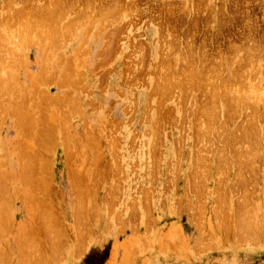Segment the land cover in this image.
Wrapping results in <instances>:
<instances>
[{"label": "rangeland", "instance_id": "obj_1", "mask_svg": "<svg viewBox=\"0 0 264 264\" xmlns=\"http://www.w3.org/2000/svg\"><path fill=\"white\" fill-rule=\"evenodd\" d=\"M0 26V264H264V0H0Z\"/></svg>", "mask_w": 264, "mask_h": 264}, {"label": "bare ground", "instance_id": "obj_2", "mask_svg": "<svg viewBox=\"0 0 264 264\" xmlns=\"http://www.w3.org/2000/svg\"><path fill=\"white\" fill-rule=\"evenodd\" d=\"M51 6H52V5H51ZM87 6H89V5H87ZM8 7H9V6H8ZM54 7H56V6H54ZM61 7H62V6H61ZM48 8H49V7H48ZM51 8H52V7H51ZM53 9H54V12H55V8H53ZM107 9H108V8H107ZM109 10H110V9H109ZM61 11H62V10H61ZM79 11H80V10H79ZM81 11H82V10H81ZM50 14H51V13H50ZM87 14H88V13H87ZM87 14H86V15H87ZM63 15H64V14H63ZM25 16H26V15H25ZM57 16H59V15H57ZM64 16H65V15H64ZM72 16H73V15H72ZM59 17H62V16H59ZM65 17H66V16H65ZM100 17H101V16H100ZM21 18H22V17H21ZM22 19H24V18H22ZM22 19H21V21H22ZM28 19H29V18L27 17L26 22L24 21V22H25V26H27V28H29V26H30V28H31V27H32V26L30 25L31 23H29L30 19H29V21H28ZM31 19H32V18H31ZM57 19H58V18H57ZM57 19H56V20H57ZM68 19H69V18H68ZM68 19H67V20H68ZM13 20H14V19H13ZM17 20H18V18H17ZM60 20H61V19H60ZM6 21H7V20H6ZM21 21L19 20V22H21ZM27 21H28L29 25H26ZM34 21H35V20H34ZM42 21H43V20H42ZM94 21H95V20H94ZM31 22L34 23L33 21H31ZM37 22H38V21H37ZM47 22H50V21L47 20L46 23H47ZM51 22H52V21H51ZM59 22H60V21H59ZM59 22H58V23H59ZM6 23H7V22H6ZM10 23H11V21H10ZM17 23H18V22H17ZM17 23H15V24H17ZM22 23H23V21H22L21 23H19V24H22ZM28 23H27V24H28ZM41 23H42V22H41ZM46 23L44 24L45 26H47ZM54 23H56V22L54 21ZM2 24H3V23H2ZM4 24H5V23H4ZM59 24H60V23H59ZM75 24H77V23H75ZM8 25H9V24H8ZM8 25L5 24V26H7V27H11V25H10V26H8ZM33 25H35V23H34ZM56 25H57V24H56ZM61 25H62V24H61ZM63 25H64V24H63ZM66 25H67V24H66ZM66 25H65V26H66ZM68 25L70 26V24H68ZM72 25H73V24H72ZM72 25H71V26H72ZM16 26H18V25H16ZM22 26L25 27L23 24H22ZM65 26H64V27H65ZM69 26H68V27H69ZM71 26H70V28H71ZM0 27H1V26H0ZM2 27H3V26H2ZM19 27H20V26H19ZM33 27H34V26H33ZM33 27H32V28H33ZM39 27H40V26H39ZM52 27H53V26H52ZM52 27L50 26V28H52ZM54 27H55V25H54ZM54 27H53V29H54ZM66 27H67V26H66ZM66 27H65V28H66ZM89 27H90V26H89ZM5 28H6V27H5ZM13 28H15V26H14ZM32 28H31L30 33H32L33 31H36V30L38 29V28L35 26V28H37V29H35V30L33 29V31H32ZM42 28H43V26H42ZM72 28H73V27H72ZM74 28H75V27H74ZM1 29H2V28H1ZM10 29H11V28H10ZM44 29H45V31H43L42 34L40 33L41 31H40V32H34V34H35V33H38V35L41 34V36L44 34V36H45V35L47 34L46 29H48V31H50V29H49V27H48V28L45 27V28H43V30H44ZM58 29H60V28L58 27ZM62 29L64 30L63 27H62ZM14 30H15V29H14ZM25 30L27 31V32L25 31V32L27 33V34H26L27 37H29V36L31 37L32 34H31V35L28 34V33H29L28 31H29L30 29H29V30H28V29H25ZM41 30H42V29H41ZM70 30H71V29H70ZM70 30H69V31H70ZM72 30L74 31V29H72ZM9 31H10V30H9ZM20 31H21V30H20ZM37 31H39V30H37ZM54 31H55V32H54ZM54 31L51 30L50 32H54V33H56V32L59 31L58 33H60V32H61V29H60V30H56V28H55ZM67 31H68V30H67ZM69 31H68V33H69ZM73 31H72V33H73ZM5 32H7V31H5ZM44 32H45L46 34H45ZM70 32H71V31H70ZM0 33H2V32L0 31ZM14 33H15V32H14ZM14 33H13V35H14ZM58 33H56V35H57ZM65 33H66V30H65ZM89 33H90V32H89ZM3 34H5V37H4V35H2V36H3L4 38H6V43H7V41H8L7 39L9 38V33H7L8 36H6V33H3ZM52 34H53V33H52ZM60 34H61V33H60ZM70 34H71V33H70ZM17 35H18V34H17ZM28 35H29V36H28ZM36 35H37V34H35V36H36ZM48 35H49V34H47V36H48ZM50 35H51V33H50ZM50 35H49V36H50ZM53 35H54V34H53ZM56 35H54V37H55ZM62 35H63V32H62ZM67 35H68V34H67ZM67 35H66V36H67ZM0 36H1V35H0ZM2 36H1V37H2ZM49 36L47 37V39H49V40L52 39V38H50V37H53V36H52V35H51L50 37H49ZM66 36H65V37H66ZM1 37H0V38H1ZM7 37H8V38H7ZM10 37H11V35H10ZM15 37H16V36H14V38H15ZM33 37H34V36H33ZM36 37L38 38V36H36ZM42 37H43V36H42ZM56 37H57V38H55V40L57 39L56 41L58 42V44L60 43V40H62V39L64 38L63 36H61V37H63V38L60 39L61 37H60L59 35L56 36ZM72 37H73V36H72ZM18 38H19V36H18ZM40 38H41V37H40ZM67 38H69V36H68ZM70 38H71V36H70ZM2 39H3V38H2ZM21 39H22V38H21ZM28 39H29V38H28ZM59 39H60V40H59ZM106 39H107V38H106ZM4 40H5V39H4ZM9 40H11V41H8V42H12V39H9ZM17 40H18V39H17ZM25 40L27 41V38H26ZM25 40H24V41H25ZM30 40H33V38H31ZM34 40H35V39H34ZM38 40H39V38H38ZM44 40H45V39H43V40L40 39V41H42V43H40V41H39V44H43ZM55 40L53 39V40H50V41H54V45H55V44L57 45V42L55 43ZM58 40H59V41H58ZM64 40H65V39H63V42H64ZM71 40H72V38H71ZM22 41H23V40H22ZM22 41H21V42H22ZM24 41H23L22 43H24ZM26 41H25V42H26ZM65 41H67V40H65ZM13 42H14V40H13ZM15 42H16V40H15ZM29 42H30V41H29ZM31 42H32V41H31ZM36 42H37V39H36L35 43H36ZM45 42H46V41H45ZM45 42H44V44H45ZM1 43L4 44V41H2ZM6 43H5V44H6ZM22 43H20V44H22ZM46 43L48 44V41H47ZM66 43H67V42H66ZM25 44H27V43H25ZM37 44H38V43H37ZM16 45H19V43H18V44L16 43ZM48 45H50V44H48ZM48 45H46V46H44V47H46V49H47V48H48V47H47ZM52 45H53V42H52ZM60 45H62V44H60ZM38 46H39V45H38ZM58 46H59V45H58ZM58 46H57V48H58ZM81 46H82V45H81ZM5 47H6V46H5ZM8 47H9V46H7V48H8ZM13 48H14V46H13ZM39 48H40V47H39ZM49 48H51V45H50ZM54 48H55V46H54ZM60 48H61V47H60ZM46 49H45V51H47ZM7 50H9V49H7ZM7 50H6L5 52H3V53H6ZM11 50H12V49H11ZM13 50H14V52H15L16 49L14 48ZM50 50H52V49H50ZM50 50H49V51H50ZM53 50H54V49H53ZM78 50H80V48H78ZM83 50H85V49H83ZM86 50H87V49H86ZM108 50H109V49H108ZM9 52H10V50H9ZM54 52H55V50H54ZM43 53H44V55L46 54V52H44V51H43ZM48 53H51V52H48ZM48 53H47V55H48ZM55 53H56V52H55ZM60 53H61V52H60ZM80 53H81V52H80ZM14 54H15V53H14ZM58 54H59V53H57V55H58ZM84 54H85V52H84ZM1 55H3V56H2L3 58H0V59H4V56H5V55L7 56V59H9V58H10L9 55H12V51H11V54L8 53V55H7V53H6V54H2V52H1ZM15 55H16V54H15ZM42 55H43V54H42ZM53 55H54V54H53ZM6 56H5V59H6ZM25 56H26V55H25ZM48 56H49V55H48ZM59 56H60V54H59ZM11 57H12V58H10V60H11V59H12V60L15 59V58H13L14 56H11ZM43 57H44V56H43ZM69 57H70V56H69ZM99 57H100V56H99ZM44 58H45V60L47 59L46 55H45ZM44 58H43V59H44ZM182 58H183V57H182ZM7 59H6V61H8ZM22 59H23V58H22ZM43 59H42V61H43ZM58 59H59V61H60V58H58ZM183 59H184V58H183ZM12 60H11V61H12ZM48 60H49V59H48ZM62 60H63V59H62ZM105 60H106V59H105ZM11 61L9 62L10 64H12ZM17 61H18V60H17ZM176 61H177V60H176ZM3 62H5V60H4ZM61 62H62V61H61ZM0 63H1V62H0ZM5 63H6V62H5ZM5 63H4V64L1 63V64L4 66V65H6ZM42 63H43V62H42ZM62 63H63V62H62ZM62 63H61V64H62ZM67 63H68V62H67ZM67 63H66V65H67ZM26 64H28V63H26ZM43 64H44V63H43ZM43 64H42V65H43ZM2 65H1V66H2ZM68 65H69V64H68ZM175 65H176V64H175ZM3 66H2V68H3ZM6 66L8 67V65H6ZM12 66H13V65H12ZM43 66H44V65H43ZM176 66H177V65H176ZM203 66H204V65H203ZM40 67H41V66H40ZM54 67H55V66H54ZM67 67H68V66H67ZM9 68H11V66H10ZM44 68H46V67H44ZM44 68H41V69L43 70ZM49 68H50V67H49ZM64 68H65V67H64ZM0 69H1V67H0ZM6 69H7V68H6ZM160 69H161V68H160ZM196 69H197V68H196ZM199 69H200V68H199ZM9 70H10V69H9ZM17 70H18V69H17ZM65 70H66V69H65ZM6 71H7V70H5V73H7ZM43 71H44V70H43ZM68 71H69V70H68ZM192 71H193V70H192ZM9 72L11 73V71H9ZM9 72H8V74H9ZM79 72H80V71H79ZM161 72H162V71H161ZM48 73H49V72H48ZM65 73H66V72H65ZM68 73H70V72H68ZM72 73H73V72H72ZM49 74H51V73H49ZM55 74H56V73H55ZM62 74H63V72H62ZM195 74H196V73H195ZM195 74L190 72L189 75L187 74L186 76H188L189 80H192V78H194ZM230 74H231V73H230ZM11 75H12V74H11ZM11 75H10V74H9L8 76L6 75V76H7V79H6V80H8L9 83H10L11 81H9L8 78H10ZM15 75H16V74H15ZM46 75H47V73H46ZM63 75H64V74H63ZM67 75H69V74H67ZM67 75H66V76H67ZM70 75H71V74H70ZM72 75H73V74H72ZM89 75H90V74H89ZM200 75H201V74H200ZM1 76H2V75H1ZM9 76H10V77H9ZM12 76H13V75H12ZM48 76H49V75H48ZM48 76H47V77H48ZM75 76H76V75H75ZM197 76H198V75H197ZM228 76H229V75H228ZM41 77H42V76H41ZM43 77H44V76H43ZM51 77H52V76H51ZM76 77H78V75H77ZM172 77H173V76H172ZM172 77H171V78H172ZM14 78H15V76H14ZM16 78H17V77H16ZM74 78H75V77H74ZM74 78H73V79H74ZM161 78H162V77H161ZM171 78H170V79H171ZM188 78H187V79H188ZM1 79H3V78H1ZM1 79H0V82H1L0 85L3 83L2 81L5 80V79H3V80L1 81ZM11 79H13V77H11ZM36 79H37V78H36ZM66 79H68V78H66ZM70 79H71V78H70ZM170 79L167 80V81L169 82ZM173 79H174V78H173ZM229 79H230V78H229ZM234 79H235V78H234ZM18 80H19V79H18ZM71 80H72V79H71ZM74 80H75V79H74ZM74 80H72V82H73ZM77 80H78V78H77ZM80 80H81V78H80ZM193 80H194V79H193ZM15 81H16V79H15ZM46 81H47V80H46ZM69 81H70V80H68V83H70ZM195 81H196V80H195ZM12 82H13V80H12ZM17 82H18V84H19V81H17ZM72 82H71V84H72ZM80 82H82V81H80ZM158 82H160V81H158ZM170 82H171V81H170ZM177 82H178V80H177ZM187 82H188V81H187ZM9 83H7L8 86H7L6 88H9V87H10V86H9ZM40 83H41V82H40ZM74 83H75V81H74ZM74 83H73V84H74ZM178 83H179V82H178ZM13 84H14V83H13ZM18 84H17V85H18ZM21 84H22V83H21ZM73 84H72V85H73ZM76 84H77V83H76ZM171 84H172V83H171ZM171 84H170V86H171ZM10 85H12V84H10ZM62 85H64V84H62ZM173 85H174V84H173ZM180 85H181V84H180ZM2 86H3V85H2ZM21 86H23V85H20V87H21ZM188 86H189V85H188ZM12 87L14 88L15 86L12 85ZM20 87L18 86V88H20ZM23 87H24V86H23ZM23 87H21V88H23ZM25 87H26V86H25ZM32 87H33V86H32ZM173 87H174V86H173ZM177 87H178V86H177ZM18 88H14V91H16V89H17L18 92H19V90H20L21 88H20V89H18ZM65 88H66V87H65ZM164 88H165V86H164ZM188 88H189V87H188ZM188 88H187V89H188ZM207 88H208V87H207ZM10 89H11V87L9 88L8 91H12V89H11V90H10ZM40 89H41V88H40ZM76 89H77V88H76ZM160 89H161V88H160ZM238 89H239V88H238ZM241 89H242V88H241ZM0 90H1V89H0ZM21 90H22V89H21ZM34 90H36V89H34ZM82 90H83V89H82ZM167 90H168V89H167ZM170 90H171V89H170ZM189 90H190V89H189ZM1 91H3V92H2L3 94H6V93H5V90H1ZM23 91H24V89L22 90V92H23ZM29 91H30V90H29ZM42 91H43V90H42ZM154 91H155V90H154ZM154 91H153V92H154ZM16 92H17V91H16ZM18 92H17V94H18V96H19L20 94H19ZM25 92H26V91H25ZM32 92H33V91H32ZM34 92H35V91H34ZM36 92H37V91H36ZM163 92H164V91H163ZM202 92H203V90H202ZM214 92H217V91H214ZM233 92H234V90H233ZM243 92H244V91H243ZM12 93H14V92H12ZM26 93H27V92H26ZM26 93H25V94H24V92L21 93L22 98H25L24 95H27V97L29 96V94H26ZM203 93H204V92H203ZM223 93H225V92H223ZM161 94H162V93H161ZM168 94H169V93H168ZM211 94H212V93H211ZM0 95H2V94H0ZM13 95H15V94H13ZM157 95H158V94H157ZM164 95H165V94H164ZM164 95H163V96H164ZM185 95H186V94H185ZM218 95H219V94H218ZM220 95H221V94H220ZM7 96H8V95H7ZM18 96H17V97H18ZM23 96H24V97H23ZM47 96H48V95H47ZM57 96H58V95H57ZM161 96H162V95H161ZM192 96H193V95H192ZM1 97H2V96H1ZM8 97H9V96H8ZM40 97H41V96H40ZM58 97H59V96H58ZM213 97H214V96H213ZM218 97H219V96H218ZM224 97H225V96H224ZM4 98H7V97H4ZM13 98H14V97H13ZM20 98H21V96H20ZM20 98H19V99H20ZM64 98H65V97H64ZM169 98H170V96H169ZM195 98H196V97H195ZM201 98H202V97H201ZM219 98H220V97H219ZM19 99H18V102H17V100H16L17 103L23 102V100H20V102H19ZM69 99H70V98H69ZM212 99H214V98H212ZM248 99H249V98H248ZM1 100H2V99H1ZM32 100H33V99H32ZM32 100H28V101H32ZM50 100H51V99H49V102L52 101V100H51V101H50ZM56 100H57V99H56ZM61 100L63 101V99H61ZM75 100H76V99H75ZM184 100H185V99H184ZM219 100H220V99H219ZM255 100H256V99H255ZM28 101L25 102V104H26V103H29ZM53 101H54V100H53ZM65 101H66L65 103L67 104V102L70 101V100H65ZM73 101H74V100H73ZM200 101H201V100H200ZM262 101H264V100H262ZM16 102H15V103H16ZM58 102H59V98H58ZM60 102H61V101H60ZM74 102H75V101H74ZM214 102H215V101H214ZM245 102H246V101H245ZM62 103H64V101H63ZM75 103H76V102H75ZM75 103H74V105H76ZM78 103H79V101H78ZM203 103H204V102H203ZM221 103H222V102H221ZM228 103H229V102H228ZM236 103H237V102H236ZM236 103H235L234 105H236ZM12 104H13V103H12ZM21 104H22V103H21ZM66 104H65V105H66ZM237 104H238V103H237ZM0 105L3 106L2 104H0ZM13 105H14V104H13ZM29 105H30V104H29ZM53 105H54V104H53ZM78 105H79V104H78ZM218 105H219V103H218ZM5 106H6V104H5ZM22 106H23V105H22ZM22 106H21V108H22ZM30 106H31V105H30ZM30 106H27L26 108H28V107L30 108ZM208 106H209V105H208ZM14 107H15V109H17L16 106H14ZM75 107H76V106H75ZM206 107H207V106H206ZM3 108H4V107H3ZM3 108H1V109H3ZM6 108H7V107H6ZM39 108H40V106H39ZM68 108H69V107H68ZM202 108H203V107H202ZM210 108H212V107H210ZM233 108H234V107H233ZM7 109H8V108H7ZM77 109H78V108H77ZM213 109H214V108H213ZM213 109H212V110H213ZM215 109H216V108H215ZM236 109H237V108H236ZM4 110H5V109H4ZM26 110H27V109H26ZM70 110H71V109H70ZM74 110H75V109H74ZM79 110H80V107H79ZM91 110H92V109H91ZM203 110H204V108H203ZM206 110H207V109H206ZM208 110H209V109H208ZM219 110H220V109H219ZM21 111H22V110H21ZM23 111H24V110H23ZM28 111H29V110H28ZM28 111H26V112H28ZM30 111L32 112V110H30ZM71 111H72V110H71ZM75 111H76V110H75ZM196 111H197V110H196ZM199 111H200V110H199ZM213 111H214V110H213ZM216 111H217V109H216ZM76 112H77V111H76ZM210 112H211V111H210ZM3 113H4V111H3ZM5 113H6V112H5ZM32 113H33V112H32ZM78 113H79V111H78ZM202 113H204V112H202ZM205 113H206V111H205ZM207 113H208V112H207ZM217 113H218V112H217ZM217 113H216V114H217ZM19 114H20V113H19ZM26 114H27V113H26ZM28 114H29V113H28ZM28 114H27V115H28ZM76 114H77V113H76ZM209 114H210V113H209ZM0 115H1V114H0ZM3 115H4V114H3ZM17 115H18V114H17ZM27 115H26V116H27ZM38 115H39V114H38ZM204 115H205V114H204ZM212 115H214V114H212ZM212 115H211V117H212ZM1 116H2V115H1ZM29 116H30V115H29ZM62 116H63V115H62ZM20 117H21V116H20ZM79 117H80V115H79ZM207 117H208V116H207ZM211 117H210V118H211ZM30 118H31V117H30ZM32 118H33V117H32ZM44 119H45V118H44ZM69 119H70V118H69ZM171 119H172V118H171ZM29 120H30V119H29ZM155 120H156V119H155ZM188 120H189V119H188ZM222 120H223V119H222ZM64 121H65V120H64ZM64 121H63V122H64ZM196 121H198V120H196ZM220 121H221V120H220ZM29 122H30V121H29ZM45 122H46V121H45ZM69 122H70V120H69ZM18 123H19V122H18ZM67 123H68V122H67ZM196 123H197V122H196ZM211 123H212V122H211ZM62 124H63V123H62ZM213 124H214V123H213ZM199 125H202V122H201V124H199ZM199 125H198L197 127H199ZM217 125H218V123H217ZM220 125H221V124H220ZM17 126H18V125H17ZM64 126H65V124H64ZM209 126H210V125H209ZM18 127H20V126H18ZM22 127H23V125H22ZM55 127H56V126H55ZM62 127H63V125H62ZM66 127H67V126H66ZM66 127H65V128H66ZM52 128H54L53 125H52ZM56 128H57V127H56ZM59 128H60V127H59ZM65 128H64V129H65ZM205 128H206V127H205ZM220 128H221V127H220ZM227 128H228V127H227ZM229 128H230V127H229ZM255 128H256V127H255ZM257 128H258V127H257ZM33 129H34V128H33ZM62 129H63V128H62ZM199 129H201V128H199ZM49 130H51V129H49ZM53 130H54V129H53ZM206 130H207V129H206ZM210 130H211V129H210ZM249 130H250V129H249ZM251 130H252V129H251ZM255 130H256V129H255ZM258 130H259V129H258ZM63 131H64V130H63ZM60 132H61V131H60ZM203 132H204V131H203ZM215 132H216V131H215ZM256 132H258V131L256 130ZM256 132H255V133H256ZM259 132H260V131H259ZM56 133H57V132H56ZM56 133H55V134H56ZM217 133H218V132H217ZM220 133H221V132H220ZM223 133H224V132H223ZM226 133H227V132H226ZM60 134H61V133H60ZM253 134H254V132H253ZM25 135H26V134H25ZM221 135H222V134H221ZM250 135H251V134H250ZM250 135H249V136H250ZM254 135H256V134H254ZM56 136H57V135H56ZM222 136H223V135H222ZM228 136H229V135H228ZM260 136H261V135H260ZM262 136H263V134H262ZM46 137H47V136H46ZM57 137H58V136H57ZM216 137H217V136H216ZM245 137H246V136H245ZM252 137H253V136H252ZM210 138H211V137H210ZM227 138H228V137H227ZM261 138H262V137H261ZM201 140H202V139H201ZM201 140H200V142H201ZM221 141H222V140H221ZM259 141H260V140H259ZM208 142H209V140H208ZM246 142H247V141H246ZM246 142H245V143H246ZM254 142H255V141H254ZM17 143H18V142H17ZM17 143H16V144H17ZM259 143H260V142H259ZM52 144H53V143H52ZM235 144H236V143H235ZM260 144H261V143H260ZM8 145H9V144H8ZM19 145H20V143H19ZM222 145H223V144H222ZM251 145H252V144H251ZM254 145H255V144H254ZM256 145H257V144H256ZM17 146H18V144H17ZM20 146H21V145H20ZM24 146H25V145H24ZM48 146H49V145H48ZM114 146H115V145H114ZM247 146H248V145H247ZM199 147H200V146H199ZM222 147H223V146H222ZM19 148H20V147H19ZM219 148H220V147H219ZM250 148H251V147H250ZM20 149H21V148H20ZM248 150H249V148H248ZM64 152H65V151H64ZM202 152H203V151H202ZM249 152H250V151H249ZM254 154H255V153H254ZM30 155H31V153H30ZM248 155H249V154H248ZM24 156H25V155H24ZM195 156H196V155H195ZM205 156H206V155H205ZM36 157H37V156H36ZM38 157H39V156H38ZM25 158H27V157L25 156ZM39 158H40V157H39ZM238 158H239V157H238ZM27 159H28V158H27ZM27 159L24 160V161H27ZM198 159H199V158H198ZM204 159H206V158H204ZM208 159H209V158H208ZM19 160H20V159H19ZM32 160H33V159H32ZM38 160H39V159H38ZM41 160H42V159H41ZM41 160H40V161H41ZM194 160H195V159H194ZM205 161H206V160H205ZM209 161H210V160H209ZM250 161H251V160H250ZM0 162H1V161H0ZM29 162H30V160L28 159V161H27L26 163H29ZM42 162H43V161H42ZM42 162H41V163H42ZM24 163H25V162H24ZM24 163H23V165L25 166V170H26V167H28L29 164H26V163H25V164H26V165H25ZM46 163H47V162H46ZM152 163H153V162H152ZM30 164H31V163H30ZM43 164H44V163H43ZM43 164H42V165H43ZM23 165H22V166H23ZM38 165H39V163H38ZM208 165H209V164H208ZM229 165H230V164H229ZM29 166H30V165H29ZM31 166H33V165H31ZM46 166H47V165H46ZM21 168L23 169L24 167H21ZM30 168H31V167H29V169H30ZM33 168H35V166H34ZM25 170L23 169V171H24V172L22 173V176H23V177L26 176V175L29 176L28 173L31 172V171H29V170L27 169L28 173H26ZM30 170H33V169H30ZM39 170H40V169H39ZM203 170H204V169H203ZM237 170H238V169H237ZM33 171H34V170H33ZM33 171H32L31 173H33ZM40 172H42V170H41ZM43 173H44V172H43ZM23 174H26V175H23ZM34 174H35V173H34ZM37 175H38V174H37ZM40 175H41V174H40ZM27 176H26V177H27ZM30 176H31V174H30ZM32 176H33V175H32ZM42 176H43V175H42ZM27 178H29V177H27ZM31 178H32V177H31ZM34 178L37 179V177L33 176V179H34ZM39 178H40V177H39ZM24 179H25V177L23 178V180H24ZM40 179H41V178H40ZM44 179H45V178H44ZM29 180H30V178H29ZM38 180H39V179H38ZM24 181L26 182V181H28V179H27V180L25 179ZM30 181L33 182L32 179H31ZM40 181H42V183H43V179H41ZM22 182H23V181H22ZM46 182H47V180H46ZM24 184H25V183H24ZM26 184H27V182H26ZM28 184H29V183H28ZM28 184H27V185H28ZM31 184H32V183H31ZM31 184H29V185H31ZM35 184H36V183H35ZM35 184H34V185H35ZM41 186H42V184H41ZM29 187H30V186H29ZM36 187H37V185H36ZM39 187H40V186H39ZM43 187H44V186H43ZM31 188H32V187H31ZM31 188H30V189H31ZM41 188H42V187H41ZM33 190H34V189H33ZM38 191H39V190H38ZM42 191H43V190H42ZM44 191H45V190H44ZM77 193H78V192H77ZM43 195H44V194H43ZM47 197H48V196H47ZM219 200H220V199H219ZM245 202H246V201H245ZM41 203H44V202H41ZM45 208H46V207H45ZM45 208H44V209H45ZM47 209H48V208H47ZM50 209H51V208H50ZM50 209H49V211H50ZM243 209H244V208H243ZM243 209H242V210H243ZM44 212H45V210H44ZM85 213H86V212H85ZM240 213H241V212H240ZM40 215H41V214H40ZM241 215H242V214H241ZM12 216H13V215H12ZM46 216H47V215H46ZM245 216H246V214H245ZM13 217H14V216H13ZM43 219L45 220L44 217H43ZM46 220H47V219H46ZM48 221H49V218H48ZM50 221H51V220H50ZM78 222H79V221H78ZM244 222H245V220H244ZM253 222H254V221H253ZM253 222H252V223H253ZM44 223H46V221H45ZM242 223H243V221H242ZM242 223H241V225H242ZM252 223H251V224H252ZM254 223H255V222H254ZM54 224H55V223H54ZM247 224H248V223H246V227H247ZM43 225H44V224H43ZM46 225L48 226V225H50V224H48V222H47ZM46 225H45V226H46ZM81 225H82V224H81ZM252 225H253V224H252ZM248 226H249V225H248ZM243 227H245V226L243 225ZM246 227H245V228H246ZM254 227L256 228V226H254ZM45 228H47V227H45ZM54 228H55V227H54ZM241 229H242V228H241ZM253 229H254V228H253ZM11 230H12V229H11ZM30 230H31V229H30ZM246 230H247V229H246ZM29 232H30V231H29ZM48 232H49V230H48ZM240 232H241V230H240ZM242 232H244V231H242ZM246 232H247V231H246ZM246 232H245V233H246ZM238 233H239V232H238ZM247 233H248V232H247ZM263 233H264V232H263ZM52 234H53V233H52ZM78 234H79V233H78ZM239 234H240V233H239ZM46 235H47V234H46ZM48 235H49V234H48ZM48 235H47V236H48ZM235 235H236V234H235ZM254 235H255V234H254ZM225 236H227V235H225ZM225 236H224V237H225ZM244 236H245V235H244ZM34 238H35V237H34ZM50 238H51V237H50ZM246 238H247V237H245V239H246ZM8 239H9V238H8ZM58 239H59V238H58ZM225 239H227V237H226ZM251 239H252V238H251ZM253 239H254V237H253ZM253 239H252V240H253ZM255 239H256V237H255ZM2 240H3V239H2ZM50 240L52 241V239H50ZM53 240H54V238H53ZM86 240H87V239H86ZM248 240H250V238H248ZM256 240H257V239H256ZM23 241H24V240H23ZM23 241H21V242H23ZM54 241H55V240H54ZM242 241H244V240H242ZM250 241H251V240H250ZM52 242H53V241H52ZM52 242H51V243H52ZM57 242H58V241H57ZM57 242H56V244H57ZM86 242H87V241H86ZM239 243H240V242H239ZM244 243H245V241H244ZM253 243H254V242H253ZM17 244H18V243H17ZM26 244L29 245V242L26 243ZM250 244H251V243H250ZM23 245H24V244H22V247H24V248H22V250H23V249H26L27 252H30L29 254H32V253H33V251H32V253H31L30 249L28 250V249L26 248V246H23ZM19 246H20V245H19ZM29 246H32V244L29 245ZM47 246H48V245H47ZM52 247H53V246H52ZM58 248L60 249V247H57V249H58ZM52 249H53V248H52ZM20 250H21V249H20ZM26 250H25V251H26ZM36 250H37V249H36ZM60 250H62V248H61ZM25 251H24V255H25ZM34 251H35V249H34ZM37 251H38V250H37ZM39 251H40V250H39ZM18 252H19V250H18ZM20 252H21V251H20ZM56 252H57V251H56ZM58 252H59V251H58ZM60 252H61V251H60ZM35 253H37V252H35ZM22 254H23V252H22ZM26 254H27V253H26ZM29 254H28V255H29ZM38 254H39V252H38ZM40 254H42V253H40ZM43 254H44V253H43ZM54 254H55V253H54ZM54 254H52V255L54 256ZM58 254H59V253H58ZM2 255H4V254H2ZM19 255H20V254H19ZM19 255H18V256H19ZM28 255H27V256H28ZM55 255H56V254H55ZM18 256H17V257H18ZM27 256H25V258H26ZM31 256H32V255H31ZM33 256H34V254H33ZM41 256H42V255H41ZM43 256H44V255H43ZM28 257H29V256H28ZM38 257H39V256H38ZM0 258H2V257L0 256ZM23 258H24V256H23ZM34 258H35V257H34ZM43 258H44V257H43ZM55 258H56V257H55ZM5 259H6V258H5ZM17 259H18V258H17ZM20 259L22 260V258H20ZM8 260H9V258H8ZM34 260H35V259H34ZM22 261H24V260H22ZM32 261H33V260H32ZM38 261H39V259H38ZM0 262H3V261L0 260ZM43 262H44V261H43ZM43 262H42V263H43ZM23 263H24V262H23ZM27 263H28V262H27ZM32 263L34 264V262H32ZM37 263H38V262H37ZM39 263H41V262H39ZM39 263H38V264H39ZM21 264H22V262H21Z\"/></svg>", "mask_w": 264, "mask_h": 264}]
</instances>
